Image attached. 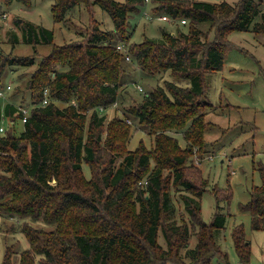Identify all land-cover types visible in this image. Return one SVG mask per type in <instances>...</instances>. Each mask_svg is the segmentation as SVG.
I'll list each match as a JSON object with an SVG mask.
<instances>
[{
  "label": "trees",
  "instance_id": "1",
  "mask_svg": "<svg viewBox=\"0 0 264 264\" xmlns=\"http://www.w3.org/2000/svg\"><path fill=\"white\" fill-rule=\"evenodd\" d=\"M14 1L30 5V0H0V15ZM150 2L152 11L163 12L170 22L184 19L186 30L162 29L161 37H145L127 51L142 71H169L173 80L144 93L141 101L123 109L124 116L110 120L101 111L120 98L128 67L116 42L129 41V17L145 0H53L54 22L62 23L81 4L93 21L80 40L62 44L54 41L52 29L27 19H15V29L7 30L12 47L21 41L34 51L0 54V74L6 65L35 69L21 102L0 101V125L7 121L0 131V216L23 219L19 232L28 242L18 254L7 245L0 264H210L215 256L229 264L216 241L215 231L226 222L221 193L212 189L217 205L205 222L200 198L209 180L193 154L203 158L213 144L204 136L207 109L213 106L205 99L206 76L222 68L232 31L264 36V0ZM95 5L109 14L111 29L94 18ZM38 44L49 46L47 54L36 52ZM11 87L0 90L3 96ZM27 105L24 127L16 135L15 121H21L20 108ZM129 117L153 136L151 147L142 140L134 149L127 147ZM170 130L179 132L184 146ZM257 170L261 182L253 184L241 208L249 211L251 229L264 230V164L258 163ZM37 221L48 226L34 225ZM231 232L239 262L250 263L252 246L243 225ZM193 236L196 241L189 247Z\"/></svg>",
  "mask_w": 264,
  "mask_h": 264
},
{
  "label": "rangeland",
  "instance_id": "2",
  "mask_svg": "<svg viewBox=\"0 0 264 264\" xmlns=\"http://www.w3.org/2000/svg\"><path fill=\"white\" fill-rule=\"evenodd\" d=\"M52 1L30 0L29 6L14 1L4 7L7 17L0 18V54L3 57L5 53L32 55L34 51L32 45L21 41L12 47L6 39L7 30L15 29L13 23L15 19H27L32 23L52 29L54 41L58 44L80 40L81 36L86 34L93 21H91L90 13L85 6L82 4L77 6L67 15L65 21L57 23L52 18L50 7ZM150 1L145 0V5L141 7V10L129 17L128 30L132 29V34L129 41L125 43L127 50L131 44L139 43L145 37L154 39L161 37L162 29L169 32H175L178 28L186 30L187 23H182L180 19L172 22L158 19L157 16L163 12H153V4ZM226 1L233 3L236 0ZM149 16L153 18H149ZM94 18L99 21L100 27L103 29L113 27V20L100 6L95 5ZM201 28L206 30L208 24L203 23ZM127 32L129 33V31ZM207 35L208 39L213 38L210 32ZM229 41L230 47L225 54L222 68L217 72L208 73L206 76L209 85L205 90V99L213 106L207 109L206 119L209 122L204 136L205 140L213 142V144L204 153L203 160L199 165L203 176L209 180L208 190L200 198L201 217L205 222L212 218L217 205L215 194L212 191L215 187L221 193L220 212L225 213L226 216L224 228L215 231L216 241L223 251L227 252L229 264H264V230L251 229L249 211L241 208V205L250 198L253 184L261 182L257 164H264V36L257 35L250 30H234L229 35ZM118 42L121 41L118 40L116 43ZM48 51L49 46L37 45V53L43 55ZM129 54L130 58L123 62V65L128 67L125 74V77L127 75L126 80L120 88V98L106 110L101 111L107 115L106 120H110L116 115L124 116L123 109L125 107L138 103L144 98V93L159 84H164L165 80L172 79L169 71L158 73L142 71L141 67L132 61V54ZM39 58L40 55H37L35 61L38 62ZM34 69L35 65L25 67L6 65L4 67L0 74V90H5L7 84H11L12 87L9 93L0 97L2 105L8 98L21 102V98L28 95L29 91L24 89L25 82ZM26 107L30 108V105ZM130 123L132 128L127 147L134 149L141 140L151 147L153 136L136 120L131 119ZM5 124L7 121L3 123V128ZM23 127V122L16 120L15 134H21ZM168 132L172 136H176L182 146L185 145L179 132L171 130ZM103 134L105 135L106 132ZM83 171L89 176L86 164L83 166ZM173 201L178 213H184L183 204L178 194L174 195ZM22 222L23 219L18 217L3 218L0 216V263L7 245L12 244L17 254L28 246L26 237L19 232V225ZM239 223L243 225L245 237L251 242L250 263L239 262L235 247H233L231 229ZM33 224L36 226L47 225L42 221ZM159 241L164 243L162 236L159 237ZM195 241L196 237H191L189 247H193ZM209 263L221 264L216 256Z\"/></svg>",
  "mask_w": 264,
  "mask_h": 264
},
{
  "label": "built area",
  "instance_id": "3",
  "mask_svg": "<svg viewBox=\"0 0 264 264\" xmlns=\"http://www.w3.org/2000/svg\"><path fill=\"white\" fill-rule=\"evenodd\" d=\"M7 13L4 11V13H2L1 15H0V18H2V19H4V18H6L7 16ZM149 18H153V17H151V16H149ZM157 18L158 19H161V20H170L166 15H164V14H159L158 16H157ZM181 21H182V23H185V20L184 19H181ZM173 33V32H172ZM116 47H117V49H119V50H121V51H124V53H125V59L127 60V59H129L130 58V54H129V51H127V48L125 47V44L124 43H117V45H116ZM7 89H9L10 87H11V84H7ZM139 89L140 90H142V88L141 87H139ZM5 94V91H0V96H2L3 97V95ZM44 94H47V89H44ZM48 100L49 99H47V96H44V98H43V104H46L47 102H48ZM21 112H22V115H23V117H22V119H21V121L22 122H24V121H26V118H27V114H28V111H29V109L26 107V106H21ZM102 109V108H101ZM4 128H3V124H1L0 125V131H4L3 130ZM210 157V156H209ZM202 158L201 157H199V156H197V154H193V161L195 162V163H197V164H199L200 165V163L202 162Z\"/></svg>",
  "mask_w": 264,
  "mask_h": 264
},
{
  "label": "water",
  "instance_id": "4",
  "mask_svg": "<svg viewBox=\"0 0 264 264\" xmlns=\"http://www.w3.org/2000/svg\"><path fill=\"white\" fill-rule=\"evenodd\" d=\"M20 19V18H19Z\"/></svg>",
  "mask_w": 264,
  "mask_h": 264
}]
</instances>
